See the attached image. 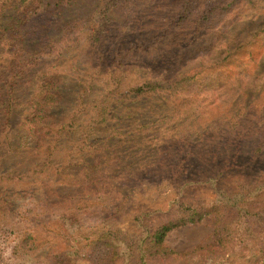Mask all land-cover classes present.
<instances>
[{
	"label": "rangeland",
	"instance_id": "1",
	"mask_svg": "<svg viewBox=\"0 0 264 264\" xmlns=\"http://www.w3.org/2000/svg\"><path fill=\"white\" fill-rule=\"evenodd\" d=\"M3 1L0 264H264V0Z\"/></svg>",
	"mask_w": 264,
	"mask_h": 264
},
{
	"label": "trees",
	"instance_id": "2",
	"mask_svg": "<svg viewBox=\"0 0 264 264\" xmlns=\"http://www.w3.org/2000/svg\"><path fill=\"white\" fill-rule=\"evenodd\" d=\"M3 2H7L10 11H13V13L16 12L8 19L10 23L7 25V28L4 29L17 32L25 22V19L22 17V14H25V12L22 9L28 7L31 2H29V0H4ZM26 14L30 13L27 12ZM98 39V35L95 36V40ZM95 42L97 43L98 41ZM17 80L6 79V81H3L4 86L8 90V99L3 101V104L7 105V115L5 121H0V126L4 129L3 131H9L8 129L11 128V122L8 118L13 114L12 101L16 99L12 97V94L15 92L16 84H18ZM141 91L142 89L138 88L133 92L138 94ZM61 100L62 98L59 95L58 88H56L53 82L41 80V83H37V88L34 94H32L30 99L23 104L24 110L22 114V123L27 126L30 134L33 136L32 142L35 143V140L40 136V132L52 127V123L48 122L50 118L49 114L52 108L57 106ZM5 137H7V134H5ZM202 214L198 213V211L189 210L187 215H182L175 221L169 220L160 223L155 229H153V231H151L148 239L152 245L159 248L162 246L165 235L170 230L182 226L183 224L195 223L200 219ZM21 246H23L22 241L20 243V247Z\"/></svg>",
	"mask_w": 264,
	"mask_h": 264
}]
</instances>
